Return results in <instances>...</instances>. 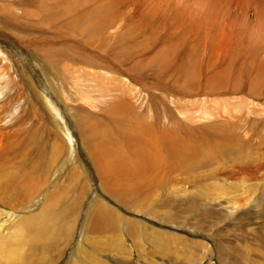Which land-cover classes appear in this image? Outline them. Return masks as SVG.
I'll return each instance as SVG.
<instances>
[{
    "label": "bare ground",
    "instance_id": "1",
    "mask_svg": "<svg viewBox=\"0 0 264 264\" xmlns=\"http://www.w3.org/2000/svg\"><path fill=\"white\" fill-rule=\"evenodd\" d=\"M132 2L136 6L142 5L145 10H140V19L130 17L123 19L126 17L124 7H128ZM140 2L141 0H101L100 2L98 0H43L32 4L31 6H34L32 9L25 8V14H22V16L30 17L35 23L51 25L59 31L61 27H66L70 35L78 37L79 40L82 39V49L78 43L66 44L69 50L67 62L73 70L77 71L80 69V64H84L89 69L92 68L98 72L106 70L116 76L113 81L116 80L118 86L113 85L114 87L110 88L111 93L101 104L105 106L107 102L105 112L116 120L113 126L99 125L88 114L81 115L77 121L84 138V147L95 163V172H98V181L93 185L97 189L96 192L92 188L89 189L80 178L79 173L83 171L82 173L87 175V180L91 184L87 171L80 168L81 164L73 159L75 142L66 130L65 122L60 125L54 121L52 125L61 129L62 139L55 136L48 143L44 137L49 135L51 130L47 122H42L44 114L48 116L51 124L55 116L61 117V111L67 106L64 104L63 88L68 82H75L65 78L55 67L57 63L53 58L56 55L61 56L60 50L55 49L54 46L48 48L49 54L44 55V60L50 61V66L45 68L44 62V65L37 62L41 74L34 73L31 77L27 70L29 57L24 58L26 51H19L20 45L18 42L13 44L15 42H12V36L6 39L0 38V264H52L69 245L65 257L61 260L68 264L71 259L70 253L83 249L78 243L80 236L73 237V226L81 224H77L78 218H82L84 222L92 210L97 215L92 218L95 215L90 214L91 226L96 227L99 233L106 232L107 229L118 231L122 224L128 226L125 223L126 220L124 223L119 222L118 214L103 210L100 205L101 200L96 198L100 194H104L105 199L113 198L131 215H136L142 210V207L139 209L136 205H148V200L151 202L150 198L157 188L160 189L166 183L169 186L168 178L174 170H182L181 173L189 172L190 177L188 179L185 177V180L193 183L214 178L219 174L225 177L227 167L235 169L238 175L246 176L255 174L257 170L262 171L261 166L264 168V150L262 153L258 150L264 147V120H257L259 122H256L255 126L253 123L243 122L246 120V110H236L237 106L235 108L234 104L227 101L221 102L216 109L213 107V110L209 111L206 107L207 102L199 103L198 101L200 105L198 112L189 116L191 120L195 122L199 120L200 123L195 124L196 126H193L191 130H184L182 122L178 120L174 124L168 121L166 125H171L166 128L162 126V118L152 102V105L149 104L151 112L146 108L147 110L143 111L144 114H141L139 113L141 106L137 107L134 103L129 104L126 101L123 93L128 94L126 91L129 87L121 81L122 76L129 75L133 81L139 80L133 74H137L135 73L137 70L140 72L138 62L142 60H135L131 62V66L128 65L129 67L122 69L124 60L121 61V59H129L132 54L129 52V41L133 47L138 46L135 43L140 44L135 36L139 37L141 28L146 25L149 28H155L152 21L156 15L151 8H147ZM156 2L158 3L159 0H154L155 5ZM0 12L17 20V7L13 5L0 1ZM117 25L119 27L122 25V28H115ZM199 28L200 26L195 32H198ZM228 29L231 28L212 32L209 36L206 33L208 39L206 43L201 41L200 37L203 35L196 34L182 62H177L178 57L175 55L178 56V53L176 54L173 44L161 45L153 54L156 57L152 56L148 61L158 59L160 63L165 64L166 70L171 68V64L174 66L178 63L180 77L176 84L179 93L183 96L242 93L243 97L250 96L262 102L264 101L262 36L260 34L254 36L255 33L251 36L248 32H242L239 29L234 31ZM102 34H105L103 39H101ZM7 39H10V42H7ZM64 43H60V46L65 47ZM105 45L111 47L105 48ZM96 50L100 54L104 53L102 51L108 52L107 59L104 60L103 57L94 54ZM142 52L144 53L143 49ZM241 53L246 55L244 58L241 57L242 61L238 64ZM244 61L247 62L246 69H242L246 72L245 74L241 73ZM221 64H225L223 68H219ZM132 72L134 73L130 74ZM144 76L143 74L140 78L141 82L146 79ZM55 78L57 81L64 80L66 84L61 82L57 84ZM39 84H43L44 89H41ZM100 90L103 91L102 88ZM139 92L141 90L137 89L133 92L135 101L141 98ZM101 95L105 97L106 93H101L99 96ZM88 97L90 96L82 97L78 94L77 100L87 104L88 107H94L96 100L92 99V101ZM153 97L155 98V94ZM145 99L147 100L146 97ZM22 101H25V104L20 106ZM11 104L10 110L8 107ZM146 112L149 114H145ZM26 113L31 117L29 115L24 117ZM32 116L35 117V121ZM183 116L189 118L188 114ZM6 117H8V123L3 122ZM149 117L152 118L149 119ZM27 119L32 120L26 121ZM64 139L68 141L70 147L67 155L62 142ZM235 173H228V175ZM182 175L184 176L185 172ZM62 177L65 178L64 182L61 180ZM173 177L169 178L170 181ZM260 179L257 183H261L263 187L264 175ZM224 185L221 182L217 184L220 191H223L220 192L222 195L220 197H224L223 193L228 190ZM229 190L228 192H231L229 194L234 193L233 196L240 195L239 186ZM87 192L88 195H86ZM83 197L86 199L84 200L86 211L84 213L82 210L80 214L79 205ZM226 199L224 203L229 207L227 212L234 213L233 209L236 211L238 200ZM129 202L134 204L128 208L126 205ZM143 208L144 211L147 210V206ZM144 211L142 212L144 216L148 215L151 219L147 211ZM142 213L140 215L143 216ZM133 222L136 225L139 224L134 219ZM133 228L130 227V230L137 232V228ZM142 231L144 235L147 232ZM118 238L119 235L112 240V244L109 241L107 246L114 248L120 244L117 248H122V242ZM153 241L158 244L157 240L153 239ZM62 246L64 248L59 252ZM97 262L91 261L90 264L104 263L100 259H97Z\"/></svg>",
    "mask_w": 264,
    "mask_h": 264
},
{
    "label": "rangeland",
    "instance_id": "2",
    "mask_svg": "<svg viewBox=\"0 0 264 264\" xmlns=\"http://www.w3.org/2000/svg\"><path fill=\"white\" fill-rule=\"evenodd\" d=\"M0 1L17 7V20L3 15L0 12V38L3 37V39H6L12 36V42H15L13 44L19 43L20 45L19 51H26L25 53L27 54L24 58L29 57L27 59V70L31 77L34 73H37V75L41 74L37 62H40L42 65L45 63V68L46 66H50V61L47 62L44 60V55L49 54L48 48L54 46L55 49L58 48L60 50L61 56L56 55L53 58L55 63H57L55 67L65 78L67 77L75 82L71 83L70 81V83L68 82V84H66L64 80L57 81L55 78L57 84L60 82L66 84L63 88V94L65 97L64 104L67 106L61 111V117L55 116V118L52 119V124L48 116L44 114L42 122H47V124L51 126L50 134L44 135V137L48 143L51 142L55 136L62 139L60 135L61 129L52 125L54 121L58 122L60 125L65 122L67 127L66 130H68V133L75 142L73 159L81 164L80 168L82 167V169H85L89 174V180L91 179V184H89L87 175L82 173L83 171H80V178L85 182L82 183L85 185L87 184L89 189L92 188L93 191L96 192L97 189H95L93 185L98 181V172H95V163L90 153L84 147V138L81 135V129H79L77 121L81 115L88 114L99 125L105 127L113 126L116 120L106 114L105 111H107V109L105 108L107 102L105 106L101 104L111 93L110 88H113V85L118 86V82H116V80L113 81L116 76L110 74L106 70L98 72L95 69H89L84 64H80L79 67L81 70L77 69V71L76 69L73 70V67L71 68L68 65L67 53L69 50L66 48V44L76 45L78 43L82 49V39L79 40L78 37L70 35L66 27H61L62 29L59 31L51 25H41L35 23L30 17L22 16V14H25V8L32 9L34 7L31 6L32 4L43 0ZM98 1L100 2L101 0ZM140 3L144 6L146 5L147 8H151L152 12L156 15V18L152 21L153 27L155 28H149L147 25L141 28L142 31L139 30L141 31L139 37L135 36V39L139 40L140 44L135 43L138 44V46L135 45L133 47L129 41V52L132 54L129 59H121V61L124 60L122 69H126L128 65L131 66V62L135 60L143 61L138 62L139 69H142H140V72L136 69L137 72L135 73L137 74H133L134 72L130 73L139 78V80L134 79L133 81L129 75L122 76L121 81H124L129 87V90L126 91L128 94L123 93L129 104L134 103V106H141L139 108V113L142 114L144 110L151 109L149 104L152 102L154 104L153 107H156L157 113L161 116V124L165 128L171 125H166L168 121L172 124L176 123V120L182 122L185 128L184 130H191L193 126H196L195 124L200 123L199 120L195 122V120H191L190 117V114L194 115L198 112V107L200 106L197 103L198 101L199 103L200 101L207 102L206 107L209 108V111L213 110V107L216 109L221 102L224 103L227 101L230 104H234L235 108L237 106L236 110H246L247 116L246 120L243 122H247L248 124L253 123V126H255L257 120H264V101L261 102V100L258 99L257 101L250 96L246 97V95L243 97V95L241 96L242 93H223V95L222 93H216L191 97L183 96L179 93V88L176 84L178 83V77H180L177 66L178 63L174 66L171 64V68L166 70L165 64L160 63L158 59L148 61L154 56V52L158 50L161 45L173 44L176 54L178 53V56H175L178 57L177 62H179L184 58V55L186 57L187 48L191 47L190 43L196 38V34L200 33L203 35L200 37L201 41L206 43V41H208L206 33L209 36L212 32L216 33V31L227 28H231L228 29L231 31L239 29V31L248 32L249 35L255 33L254 36L260 34L262 36L261 40L264 43V0H159L158 3L156 2V5L154 4V0H141ZM128 7H124L126 10H124L126 17L123 19H128V17L131 19H140L143 6H136V4L132 2L129 3ZM117 26L115 28H122V25L120 27ZM198 26H200L199 31L195 32ZM149 29L153 32L151 33ZM107 32H109V30ZM104 36L105 34H102L101 39H103ZM6 41L10 42V39ZM98 41L100 42L101 40L99 39ZM60 43H64L63 45H65V47H61ZM28 44H30V46H28ZM108 47L110 48L111 46L105 45V48ZM89 52L92 51L89 50ZM102 52L104 53L100 54L99 51L96 50L94 54L106 60L108 52ZM245 55L241 53L237 63H241ZM66 57L67 59H65ZM155 57L156 56H154V58ZM224 65L225 64H221L219 68H223ZM245 66L247 67V62L244 61L241 66V73L243 72V74L246 73L242 71V69H246ZM97 72L101 75L103 74V76H100ZM143 74L146 79H143V82H141L140 78ZM38 77L39 76H37V78ZM108 78H110V80ZM40 80L42 79L40 78ZM39 86L41 89H44L43 84H39ZM101 88L103 91L100 90ZM134 88L139 91L141 90V92H139L141 98L139 97V101L137 100L139 104L135 101L136 97L133 95ZM101 93H106L105 97L102 95L99 96ZM78 94L82 95V97L89 95L90 97L88 98H91L90 100H96V105L94 107H88L87 104L79 102L77 100ZM154 94L155 98L153 97ZM21 103L20 106L25 104V101ZM142 103L143 105H140ZM189 103H191V105ZM146 104H148L149 107H146ZM241 106H243V108H240ZM8 108L12 109V104ZM18 112L17 110V113ZM149 112H151V110ZM145 114L149 113L146 112ZM183 114H188L189 118L183 116ZM27 115L29 114L26 113L24 117ZM226 115L227 114H225V116ZM151 118L152 117H149V119ZM30 120L27 119L26 121ZM33 121H35V117H33ZM3 122L8 123V117H6ZM65 141L66 139L62 140L65 146L64 150H66V152H64L67 155L70 151V147L68 141ZM82 145L83 147H81ZM258 150L262 153L264 147ZM261 167L260 169H262V171L257 170L255 172L256 175L253 174L250 176L244 174L238 175L235 169L227 167L225 169V177L219 176L221 175L219 174L214 178L193 183L185 180L190 177L188 176L190 175L189 172L183 171V173L185 172L183 176V173H181L182 170H178L179 172L174 170L171 172L172 174L170 173L174 177L171 175L169 177L170 179L173 177V179L170 181L168 178L169 186H167L166 183L160 189L157 188L153 193L154 195L152 194L150 198L151 202L148 200L146 211L151 219H149L148 215L144 216L142 213L144 211L143 207H146L143 204H138L136 206L139 209L142 207L140 214L142 213L144 217L139 213L131 215L123 206L118 205L113 198L105 199L104 194L96 196L97 199L101 200L100 205L103 210H107V212L111 214H118L119 222L123 221L124 223L126 220L127 222L125 223H127L128 226L122 224V227H120L118 231L107 229L106 232L103 231L99 233L96 227L92 228L90 220V214L95 215L92 216V218H94L97 215L96 212L93 213L92 210L89 217L85 218L84 222L82 218H78L77 224H81L73 226V237L76 238L77 235V237L80 236V241L78 243L79 245L81 244V248L83 249H79L72 254L70 253L71 259L68 264H90L91 261L98 263L97 259H100L105 264H264V183L263 187H261V183H257V181L261 180L260 177L264 175V168ZM228 173L235 174L228 175ZM61 180L64 182L65 178L62 177ZM220 182L224 183L225 189L228 190H231L234 186H239L240 195L233 196L234 193L229 194L231 192L227 190L223 193L224 197H220L222 196L220 192H223L220 191V187L217 186ZM58 187H61V185H58ZM250 189H253V191H249ZM86 195H88V192ZM85 197L82 198L79 205L80 214L82 210L84 213L86 211V206L84 204V200H86ZM225 197L238 200V202H236L237 212L235 209H233L234 211L232 210L234 213L227 212L229 211V207L224 203V200H227ZM133 204V202H129L126 206L129 208ZM133 219L139 224L136 225ZM129 226L132 228L134 227L133 229L137 228V232L136 230H130ZM142 230L147 231L145 235ZM117 235H119L118 239L122 242V248H124V250L122 248H117L120 244L114 246V248L107 246L109 241L111 244L113 243L112 240L115 239ZM153 239L157 240L158 244H156ZM74 245L77 247L76 243ZM64 246L59 248V252ZM69 247L70 246L67 245L60 257L55 259L52 264H66V262H61V260L65 257Z\"/></svg>",
    "mask_w": 264,
    "mask_h": 264
}]
</instances>
